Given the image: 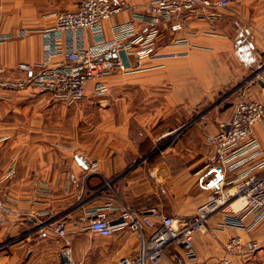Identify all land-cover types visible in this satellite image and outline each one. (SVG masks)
<instances>
[{"label": "crops", "instance_id": "1", "mask_svg": "<svg viewBox=\"0 0 264 264\" xmlns=\"http://www.w3.org/2000/svg\"><path fill=\"white\" fill-rule=\"evenodd\" d=\"M78 2L66 0L63 7L74 9ZM146 4L122 0L123 8L102 22L105 39H113L114 24L131 19L138 31L147 29L131 14H144ZM57 8L40 14L32 8L19 15L0 0V34H13L0 41V242L9 238L11 244L0 251V264H63L62 251L72 264H117L122 256L136 255L139 237L128 224L106 236L90 231L87 221L94 212L106 210L114 220L127 207L153 221L165 214L176 219L193 214L205 200L200 189L215 175L207 168L205 134L217 132L230 119L240 98L264 102V0H228L218 9L190 10L161 21L151 54L139 62L130 57V68L107 75L106 93L97 94L89 81L86 97L72 102L53 100L30 80L43 58L39 30L54 24ZM175 20L181 27L173 30ZM26 27L31 33L19 36L18 30ZM59 59L56 55L51 61ZM20 62L30 63L32 71L19 69ZM16 69L23 75H12ZM131 76L138 78L129 81ZM131 82L142 90L162 89L159 95L169 112L205 101L211 91L226 86L233 88V104L221 111L183 113L184 132L168 147L172 162L149 161L151 149L138 147L144 139L129 126L131 117L139 124L149 119L131 109L125 88ZM113 83L116 105L105 101ZM252 129L264 156V119ZM257 160L227 169V185L240 172H256ZM222 215L210 214L206 231L195 232L192 252L169 245L160 261L146 264H177L173 250L181 255V264H221L225 256L231 264H264V219L252 224L245 214L243 226L235 227L223 225ZM57 224L64 226L61 235L52 230ZM231 236L240 238V250L225 248Z\"/></svg>", "mask_w": 264, "mask_h": 264}, {"label": "built area", "instance_id": "2", "mask_svg": "<svg viewBox=\"0 0 264 264\" xmlns=\"http://www.w3.org/2000/svg\"><path fill=\"white\" fill-rule=\"evenodd\" d=\"M227 3L228 0H147L144 14L131 12L133 18L146 23L147 29L138 31L132 19L116 23L112 27L113 39L106 40L102 22L123 8L122 0H79L74 9L55 11L53 25L40 28L43 58L39 70L30 74V80L40 89L47 90L56 101L72 102L85 98L89 81L93 82L94 91L102 95L107 92L104 83L107 75L130 68V57L139 62L151 54L157 25L161 21L179 18L190 10L218 9ZM170 27L173 30L180 28L181 22L175 20ZM27 31L26 28L20 29L18 35L24 36ZM12 35L0 34V41ZM123 40L125 42L122 44ZM120 48L125 51L129 66H124L119 58ZM56 55H60V61L54 64L51 60ZM18 68L31 72L33 66L28 62H20ZM262 119L264 102L240 98L236 101L230 119L221 123L217 132L205 134L207 168L214 171L215 175L208 186L200 189L206 193L205 200L193 214L180 219L165 214L158 221H153L145 213H134L122 207L120 216L123 220L120 222L111 223L106 210L94 212L87 221L88 229L106 236L123 224H128L129 229L139 237L137 253L135 256H122L117 264H146L160 261L169 245H183L192 252L195 232L206 231L207 218L214 212L222 211L221 223L235 227L243 226L241 217L245 214L253 218L252 224L264 219V156L261 155L260 144L252 129ZM255 157L258 160L253 166L257 167V171L240 172L227 185L226 170L235 169ZM91 167L96 168L95 160L91 161ZM239 199L241 205L232 207L233 202ZM145 227L150 229L149 233H145ZM52 230L61 235L64 226L57 224ZM40 234L45 236L46 229L42 227ZM224 246L229 251L240 250L242 243L238 236H231ZM255 246L256 242L249 243V247ZM171 256L177 264L182 263V257L176 250L171 252ZM220 263L231 264L230 258L225 256Z\"/></svg>", "mask_w": 264, "mask_h": 264}, {"label": "rangeland", "instance_id": "3", "mask_svg": "<svg viewBox=\"0 0 264 264\" xmlns=\"http://www.w3.org/2000/svg\"><path fill=\"white\" fill-rule=\"evenodd\" d=\"M3 3H6V8L13 14L18 13L19 15H25L31 13L32 8H36V12L40 14L42 11L59 7L57 9L63 10V4H66V0H2ZM53 4V5H51ZM25 29V28H24ZM28 34L31 33L33 29L27 28ZM14 76H21L23 72L16 71L12 74ZM138 76H131L128 80L137 79ZM134 82L128 83L125 85V88L129 90L128 99L133 106L131 107L132 111L138 115H144L148 117V122L146 124H139L134 117L130 119V129L138 132L139 137L143 138V142L138 144V147L145 149H151L148 154V160L151 161L152 158H156L159 161H166L168 163L172 162L170 150L168 147L173 145L177 138H179L184 132L183 119L186 118V112L190 115L195 114L196 112H204L206 110H226L229 106L233 104V92L232 87L226 86L221 87L219 90L211 91V95L206 98L205 101L196 102L191 104L188 108H182L176 106L172 112L166 110L162 104V99L160 93L163 92L162 89L153 90H142L137 84H132ZM134 86L133 88H131ZM111 91L108 97L105 99L106 102L116 105L118 92L115 88V84L111 85ZM135 88V90H133ZM132 89V90H131ZM157 98V99H156ZM116 116V111H113ZM165 117V118H163ZM164 133L162 136H160ZM151 134L155 139L152 141ZM156 136H159L158 138ZM206 194V193H205ZM9 238L3 239L0 242V251L7 250L11 244ZM257 247V244L255 248ZM254 248V249H255Z\"/></svg>", "mask_w": 264, "mask_h": 264}, {"label": "water", "instance_id": "4", "mask_svg": "<svg viewBox=\"0 0 264 264\" xmlns=\"http://www.w3.org/2000/svg\"><path fill=\"white\" fill-rule=\"evenodd\" d=\"M118 56L122 60V63L124 66H129L130 62H129V59L127 58L123 48H120L118 50ZM225 128H227V126ZM121 220H123L122 216H120L117 219L110 220V222L111 223H117V222H120ZM61 262H63V264H67V262H68V256L63 251L61 252Z\"/></svg>", "mask_w": 264, "mask_h": 264}, {"label": "bare ground", "instance_id": "5", "mask_svg": "<svg viewBox=\"0 0 264 264\" xmlns=\"http://www.w3.org/2000/svg\"><path fill=\"white\" fill-rule=\"evenodd\" d=\"M241 205L240 199L233 202L232 207L238 208Z\"/></svg>", "mask_w": 264, "mask_h": 264}]
</instances>
